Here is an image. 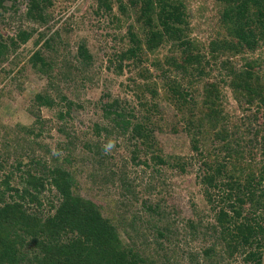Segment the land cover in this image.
<instances>
[{"label": "rangeland", "instance_id": "obj_1", "mask_svg": "<svg viewBox=\"0 0 264 264\" xmlns=\"http://www.w3.org/2000/svg\"><path fill=\"white\" fill-rule=\"evenodd\" d=\"M110 1L111 9H100L97 0H52L46 10L48 20L40 24L23 18L25 0H5L4 7H0L1 33L14 36L21 29L34 30L31 39L0 67V184L6 188L4 180L10 175V186L22 187V176L27 170L42 174L45 186L36 191L39 201L29 202L27 198L23 206L30 213L46 217L55 212L63 199L51 184L48 169L63 166L74 178L72 194L93 200L103 216L116 224L122 238L134 235L135 231L141 233L137 246L144 245L143 254L155 264H254L246 262L243 249L231 256L226 242L219 240L215 225L217 210L222 206L217 200L219 194L229 191L224 185L229 174L234 173L232 180L241 185L245 184L248 172L264 174V154L262 150H252L254 143L249 142L257 128L264 129V109L260 97L249 103L248 98L232 89L226 77L228 70L221 61L235 60L238 69L244 68L247 60L257 61L256 77L264 82V41L260 40L256 51L238 54L221 51L214 60L210 52L214 40H235L229 29L233 25L223 18L225 4L220 0H182L189 20V38L197 42L209 61H202L204 74H196L200 81L191 87L196 100V106L192 105L194 111L201 115L205 87L216 82L221 97L215 107L226 116L219 125L220 134L227 139H240L244 127L250 128L248 136L240 140L245 146L241 158L234 155L230 159L231 173L225 171L219 178V186L209 188L204 182L211 171L206 162L215 165L224 161L228 143L214 132L193 137L185 128L186 115L178 109L175 99L169 97L167 87L172 80L176 79L183 87L189 85L165 63L171 57L181 56L180 47L165 42L155 53H148L145 62L133 65L132 60H122L120 54L134 46L131 32L140 38L145 35L138 12L141 2ZM51 36L53 47L46 48L44 42ZM82 44L92 55V63L86 70L80 69L76 58ZM37 51L46 52L45 56L55 62L51 75L32 66L30 59ZM155 58L162 61L164 70H169L167 75L162 76L164 70L152 65ZM120 63L124 68L118 72ZM63 72L66 76L61 75ZM142 73H148L149 79H144ZM147 83L159 91L155 98L149 90L143 93L137 87ZM45 92L53 101L50 105L43 103L42 98L40 103L36 99ZM108 95L110 99L119 98L128 108H135L137 119L147 115L146 125L153 129L147 143L133 137L131 128L123 133L104 118L102 103ZM62 96L76 102L71 114L63 118L59 116L64 106ZM141 101L157 104L153 108L155 115L153 110L144 112ZM244 121L249 125H243ZM97 124L108 127L109 134L103 131L99 135L95 130ZM227 132L233 135H225ZM197 138L198 150L194 148ZM110 141L114 147L106 150ZM154 154L162 155L166 163L154 164L151 160ZM10 192L6 193L8 200ZM208 192H212V197ZM158 203L161 215L148 212L150 205ZM156 228L163 236L158 237ZM206 247L213 248L211 256L203 253ZM22 251L26 254L28 247L22 246ZM262 252L264 264V249ZM29 258L28 254L18 264H30Z\"/></svg>", "mask_w": 264, "mask_h": 264}, {"label": "trees", "instance_id": "obj_2", "mask_svg": "<svg viewBox=\"0 0 264 264\" xmlns=\"http://www.w3.org/2000/svg\"><path fill=\"white\" fill-rule=\"evenodd\" d=\"M97 1L100 9L102 7L111 9L110 0ZM136 1L137 3L138 1L141 2L138 12L139 18L143 20L145 35L140 38L131 32L134 46L122 52L120 58L132 60V64L137 65L148 60V53H155L165 42L178 44L177 47L181 49V56L171 57L165 63L174 68L176 76L182 75L189 85L183 87L175 79L168 84L167 92L170 98L175 99L178 109L186 115L184 118L185 128L190 134H193V137H196L198 133L205 135L214 132L221 140H227V155H225L227 158L224 161H217L215 165L206 162L211 171L205 175L204 182L209 188L218 187L219 178L223 177L225 171L229 172L230 159L234 155L241 158L240 154L243 149L245 150V146L240 140L243 136H248L250 128L244 127L240 139L229 138V141L227 136L220 134L222 130L219 129V125L226 116L224 117L220 109L215 107L221 97L219 85L216 82L208 83L209 85L205 87V104L204 109L200 111L201 115L197 114L198 111H194L192 105L196 106V100L191 87L195 85V82L200 81L196 74H204L205 68L202 61L206 60V63L209 61L200 52L201 49L197 42L189 38V20L184 2L182 0H135V3ZM220 1L225 4L223 18L233 25L229 29L231 35H235V40L232 42L214 40L210 49L211 58L217 60L221 51L233 52L234 54L256 51L260 46V40L264 41V0ZM25 3L26 10H24L23 18L39 24L48 20L46 10L52 4V0H25ZM4 5L5 0H0V7H4ZM13 6L16 7V4ZM33 33L34 30L23 29L14 36L4 35L0 32V67L19 46L31 39ZM55 35L57 36V33ZM51 42H53L52 36L44 42V46L46 48L53 47ZM45 53L43 51L35 52L30 62L38 71L51 75L54 72L55 62L51 60V57L45 56ZM76 58L80 63L81 70H86L92 63V55L83 44L79 45ZM221 64L228 70L226 77L229 79L228 83L232 89L236 93H241L240 95L246 99L248 98L249 103L254 101L255 97H260L264 109V82L256 77L257 74L254 70L258 62L247 60L242 69H238L236 61L231 59L222 60ZM152 65L163 69V63L159 58H155ZM123 68V63H120L118 72L123 71ZM149 71L150 69H148ZM167 72L169 70H164L161 75L165 76L168 74ZM66 74L63 72L61 75L66 76ZM141 76L146 80L150 77L148 73H142ZM137 87L143 93L149 90L152 98H155L159 92L155 87L152 89L148 83L144 86L138 84ZM242 92L244 93L242 94ZM47 93L45 92L44 96L38 94L36 99L39 103L41 98L45 100L43 103L49 105L53 103L50 99L51 96ZM107 97L108 99L102 103L104 118L123 133L131 128L133 137L138 138L141 143H147L146 141L153 131L152 128H148V124L146 125V120H149L147 115L137 119L139 115L135 108L122 105L119 98L110 99V95ZM60 99L64 100V106L59 112V116L63 118L71 114L76 102L66 96H62ZM140 105L146 113H151L153 108L157 106V104L150 105L146 101H141ZM259 109L261 110V108H258V112ZM153 115H155L154 110ZM197 116H199L198 122L195 120ZM245 122L242 124L249 125ZM95 130L99 135L103 131L109 134V128L101 127L99 124L96 125ZM263 130V128H257L253 140L249 142L254 143L252 150L259 149L264 154ZM228 134L231 136L232 133L227 132L225 135ZM196 143H199V138L194 142V148L198 150ZM249 155L253 157L254 153L250 150ZM151 160H154V164L158 165L166 163V159L160 154H154ZM262 169H264V165ZM24 174L22 187L10 186V175L4 180L6 188L0 184V264H18L28 254L31 256L29 258L30 264H155V261L143 254L144 248L142 247L144 245L142 247L137 246V239L142 235L141 233L133 231L134 235L122 238L116 224L109 217L103 216L100 208L93 200L72 194L71 188H73L74 178L70 170L63 166L48 169L51 184L59 190L63 199L55 212L46 217L30 213L23 206L25 204L23 200L27 201V198H29V202L39 201L36 191H40L45 186L44 176L33 173L31 170H27ZM233 177L234 173L229 174V180L224 182L229 191L219 194L220 200L217 202L222 203V206L217 210L215 229L219 240L222 239L226 242L225 245L231 256L243 249L245 250L246 262L262 264L264 174L260 172L258 176L254 171L248 172L245 184L242 185L236 180H232ZM9 191H11L10 200L6 199V193ZM208 193L212 197V192ZM211 197L209 198L210 201L212 200ZM147 209L154 215H161L162 213L159 203L158 205H150ZM157 220L160 221V219ZM154 230L157 231L158 237L163 236L161 230L157 228ZM12 234L15 236L12 237ZM22 246L25 249L28 247L26 254L23 253L24 251L21 252ZM247 247H255L256 250L249 251ZM212 252L213 248L209 247L203 250L207 256H211Z\"/></svg>", "mask_w": 264, "mask_h": 264}, {"label": "clouds", "instance_id": "obj_3", "mask_svg": "<svg viewBox=\"0 0 264 264\" xmlns=\"http://www.w3.org/2000/svg\"><path fill=\"white\" fill-rule=\"evenodd\" d=\"M112 147H114L113 143L110 141L107 146H106V150H110Z\"/></svg>", "mask_w": 264, "mask_h": 264}]
</instances>
